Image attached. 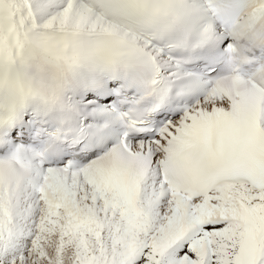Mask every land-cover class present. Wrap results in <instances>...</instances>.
Listing matches in <instances>:
<instances>
[{"label":"snow or ice","instance_id":"1","mask_svg":"<svg viewBox=\"0 0 264 264\" xmlns=\"http://www.w3.org/2000/svg\"><path fill=\"white\" fill-rule=\"evenodd\" d=\"M0 264H264V0H0Z\"/></svg>","mask_w":264,"mask_h":264}]
</instances>
